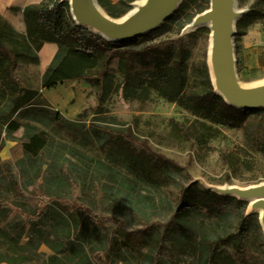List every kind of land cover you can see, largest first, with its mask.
I'll list each match as a JSON object with an SVG mask.
<instances>
[{
	"label": "rangeland",
	"instance_id": "obj_1",
	"mask_svg": "<svg viewBox=\"0 0 264 264\" xmlns=\"http://www.w3.org/2000/svg\"><path fill=\"white\" fill-rule=\"evenodd\" d=\"M64 1L69 6L67 31L82 26L111 43L166 41L173 50L182 45L189 53L188 90L199 89L198 74L204 66L213 90L227 99L224 88L221 93L212 84L208 69L209 28L187 29L211 0H181L162 24L128 39H109L89 25L80 0L84 19L76 21L72 3ZM95 1L104 13L120 19L139 0L116 5ZM237 6L245 12L230 37L235 82L251 85L264 78V45L258 64L250 65L252 54L244 52L242 38L257 26L264 31V0H237ZM9 22L27 33L23 18L22 30L18 19ZM44 43L59 47L52 40ZM107 69L118 75L117 59ZM16 76L28 87L40 86L39 75H31L23 62ZM225 83L232 90L226 77ZM97 91L81 79L64 81L47 90L50 99L44 97L64 117L88 125L100 105ZM103 105L108 113L100 116L116 118L104 123L114 129L128 127L133 144L144 154L115 165L108 174L90 171L54 201L29 197L13 205L0 216V264H264V205L254 206V198L223 189L264 183V114L250 111L249 136L243 126L217 125L219 132L201 143L193 139L195 117L155 91L148 100H135L123 98L120 90ZM57 131L55 138L62 137ZM24 134L19 128L8 139L0 138V163L13 164L23 157ZM84 151L108 163L96 146Z\"/></svg>",
	"mask_w": 264,
	"mask_h": 264
},
{
	"label": "trees",
	"instance_id": "obj_2",
	"mask_svg": "<svg viewBox=\"0 0 264 264\" xmlns=\"http://www.w3.org/2000/svg\"><path fill=\"white\" fill-rule=\"evenodd\" d=\"M68 11L64 0H42L24 7L21 14L27 33L18 32L0 15V138L8 139L19 128L25 133L23 157L13 164L0 163L1 217L22 199L54 201L90 171L108 174L115 165L144 154L133 144L128 127L114 129L104 122L116 121L115 117L100 116L108 113L103 104L120 90L123 98L135 100H148L155 91L162 99L181 106L195 117L193 139L198 142L205 143L215 136L217 125L243 126L244 134L249 136L250 111L227 103L215 92L204 66L198 74L199 89L188 90L189 53L182 45L173 50L166 41L111 43L82 26L67 31ZM49 40L59 47L42 74L40 86L28 87L16 76L17 68L21 62L38 64L43 42ZM107 51L110 54L102 61ZM114 59L118 75L107 69ZM79 79L98 90L100 105L88 125L81 119L64 117L42 94V89ZM253 112L264 114V108ZM57 130L64 133L62 137L55 138ZM94 146L108 163L84 151ZM11 196L13 199H9Z\"/></svg>",
	"mask_w": 264,
	"mask_h": 264
},
{
	"label": "bare ground",
	"instance_id": "obj_3",
	"mask_svg": "<svg viewBox=\"0 0 264 264\" xmlns=\"http://www.w3.org/2000/svg\"><path fill=\"white\" fill-rule=\"evenodd\" d=\"M169 0H139L135 6L132 14L133 17H129L128 14L120 17V19H114L104 13L97 1L95 0H81L82 6L86 15L91 20L101 22L103 24H109L117 29L130 30L134 28L133 20L136 17L146 16L148 18L153 17L156 13L162 9V7L168 3ZM181 0H176V5ZM72 3V12L76 17V21L83 22L84 16L81 15L78 0H70ZM215 0H211L210 6L203 13L195 16L191 23L187 25V29L197 28L199 26H207L209 28V43L207 47V64L210 70V76L212 84L218 91L223 93L224 83L222 81L221 72L219 69V62L221 56L224 55L225 62L227 63V69L230 71L232 81L235 83V87L238 91L244 95H264V78L251 85L236 83L235 71L233 69V54H232V41L230 40L229 32L234 31V23L240 14L245 11H241L237 6V0H220V10L214 11ZM221 34V40H219ZM107 35V34H106ZM223 54V55H222ZM225 191L235 194L237 196H247L254 198L253 205H264V198H255L247 195L250 191L264 190V183L248 187V188H236L232 186H226L223 188ZM260 204V205H259ZM261 209V208H260ZM261 223L264 226V210L261 209Z\"/></svg>",
	"mask_w": 264,
	"mask_h": 264
},
{
	"label": "water",
	"instance_id": "obj_4",
	"mask_svg": "<svg viewBox=\"0 0 264 264\" xmlns=\"http://www.w3.org/2000/svg\"><path fill=\"white\" fill-rule=\"evenodd\" d=\"M79 1V0H78ZM81 1V0H80ZM137 5V3H134V8ZM176 0H169L168 3H166L161 10H159L156 15H154L151 18H148L146 20V16L142 17H136L133 20L134 28H131L130 30H124V29H117L109 24H103L101 22L95 21V20H90L89 17L87 16V20H89V25H94L96 26L100 31H103L105 35L109 39H128L135 37V35L141 34L148 32L150 29H153L160 24L163 23V21L169 17L172 12L176 8ZM133 9L127 12L129 17H133L135 14H132ZM220 10V0H215L214 4V11ZM244 13V12H243ZM242 13V14H243ZM86 14V13H85ZM241 15V14H240ZM235 24V23H234ZM234 31L229 32L228 35L231 37L233 35ZM221 40V34L220 38ZM222 41V40H221ZM223 55V54H222ZM227 63L225 62L224 55L221 56V61L219 62V69L221 72L222 76V81L224 83V90H225V99L227 103L243 108L249 111H252L253 109L259 108V107H264V95H252V96H247L238 91V89L235 87V83L232 81V77L230 75L229 69H227ZM225 77L227 80H229L230 83H232V90H228V86L225 83ZM255 194H264V190H255L253 193L249 194V196H254Z\"/></svg>",
	"mask_w": 264,
	"mask_h": 264
},
{
	"label": "crops",
	"instance_id": "obj_5",
	"mask_svg": "<svg viewBox=\"0 0 264 264\" xmlns=\"http://www.w3.org/2000/svg\"><path fill=\"white\" fill-rule=\"evenodd\" d=\"M41 1L42 0H0V15L4 19H7L9 21H13V19H18V22L20 23L19 26L20 28L22 25L21 10L26 6L39 4ZM108 1H110L112 4H117L119 2V0H108ZM11 8H20L21 10L13 11L11 10ZM14 12L17 14V17L15 16ZM250 42H255V46L254 44H252L251 47ZM261 45H264V31L261 29V27L257 26L255 28L250 29L249 32H247V34L242 38V46L244 48V52L246 51V53L252 54L249 57L250 65L258 64V59H259L258 51L260 50ZM42 46L43 47L40 49L38 53L40 62L35 65L34 64L27 65L28 72L34 76L39 75L40 80L43 76L42 74L44 73L46 67L49 65L51 59L53 58L54 54L57 51V46L54 43H49V44L44 43ZM79 80H68V81L71 82V81H79ZM47 90L48 89H45L44 90L45 92L42 90L45 97H48Z\"/></svg>",
	"mask_w": 264,
	"mask_h": 264
}]
</instances>
